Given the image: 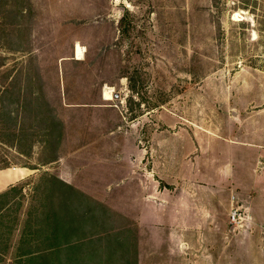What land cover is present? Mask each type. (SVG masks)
Instances as JSON below:
<instances>
[{
    "label": "rangeland",
    "instance_id": "rangeland-1",
    "mask_svg": "<svg viewBox=\"0 0 264 264\" xmlns=\"http://www.w3.org/2000/svg\"><path fill=\"white\" fill-rule=\"evenodd\" d=\"M32 80L52 150L34 98L15 95ZM13 168L30 176L0 202L5 264L48 186L57 212L70 198L95 210L105 264H264V0H0V171ZM65 251L80 264L90 248Z\"/></svg>",
    "mask_w": 264,
    "mask_h": 264
},
{
    "label": "trees",
    "instance_id": "trees-1",
    "mask_svg": "<svg viewBox=\"0 0 264 264\" xmlns=\"http://www.w3.org/2000/svg\"><path fill=\"white\" fill-rule=\"evenodd\" d=\"M35 82L37 81H31V86H33L31 91L18 84L14 87L15 95L34 98L31 100L34 103L29 105L31 111L29 116L32 115V118L38 122L43 136L41 142L50 148L53 141L50 140V133L46 132L49 128L55 127L51 115V104L45 99L41 84ZM133 88L136 90V85ZM26 106L25 102L20 104L22 110H26ZM24 119L21 117V121H25ZM13 137L14 142L17 143L18 153L25 158H30L33 155L34 141H30L26 135L25 122H21L17 134ZM50 150L52 149L50 148ZM6 196L0 195V202ZM54 198L52 187H46L41 194V204L33 207L28 214L22 240L15 249V258L12 264H73L71 256L64 255L67 252L65 250L82 253L81 249H86V247L90 248L89 254L82 255L79 260L80 264H105L99 249H93L95 243L101 238L100 233L97 232L100 230V225L96 220L99 217L95 216V210L87 202L70 198L68 203L65 202L62 212H57V208L54 207L56 204ZM4 205L0 206V226L10 222L9 217L3 216L4 210H7V208L4 209L6 206ZM1 243L6 244L5 240H0ZM64 256L66 261L62 260ZM0 264H5V262L1 261Z\"/></svg>",
    "mask_w": 264,
    "mask_h": 264
},
{
    "label": "crops",
    "instance_id": "crops-1",
    "mask_svg": "<svg viewBox=\"0 0 264 264\" xmlns=\"http://www.w3.org/2000/svg\"><path fill=\"white\" fill-rule=\"evenodd\" d=\"M79 44H75L74 46V50H73V57L70 60L71 62H76L77 64H80L82 62H84L85 60V55H84V48L83 52H82V57L78 58L77 57V52H76V47ZM67 61V62H70ZM57 82V87L59 89V99L61 104H64V98L66 96V80H64V82H61V79L59 78V80L56 81ZM111 90V91H115V87L114 86H110V85H104L102 88V91L100 92L99 95V99L102 102L105 103H110L111 101H108L105 97V93L106 91ZM78 103V102H75ZM75 105V106H74ZM63 106V105H62ZM64 107H68V108H75V107H79L78 104H67ZM95 107H100V106H95ZM30 170L28 169H21V168H13L11 170H7V171H0V195L6 193L8 191V189H10L11 187H13L14 185L20 184L22 183V181H24L26 178H28L30 175ZM11 262V261H10ZM13 263V261H12ZM10 263V264H12Z\"/></svg>",
    "mask_w": 264,
    "mask_h": 264
},
{
    "label": "bare ground",
    "instance_id": "bare-ground-1",
    "mask_svg": "<svg viewBox=\"0 0 264 264\" xmlns=\"http://www.w3.org/2000/svg\"><path fill=\"white\" fill-rule=\"evenodd\" d=\"M76 52H77V57L81 58V49L78 46H77ZM105 97H106L107 100H110V97H109L108 93H105Z\"/></svg>",
    "mask_w": 264,
    "mask_h": 264
},
{
    "label": "built area",
    "instance_id": "built-area-1",
    "mask_svg": "<svg viewBox=\"0 0 264 264\" xmlns=\"http://www.w3.org/2000/svg\"><path fill=\"white\" fill-rule=\"evenodd\" d=\"M239 217H240V213L239 212L234 211L232 213V219H233V221L239 219Z\"/></svg>",
    "mask_w": 264,
    "mask_h": 264
}]
</instances>
